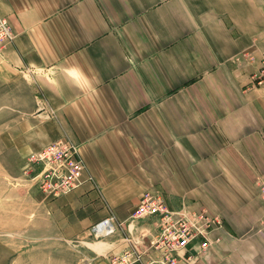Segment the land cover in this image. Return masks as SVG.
Wrapping results in <instances>:
<instances>
[{
  "label": "crops",
  "instance_id": "crops-1",
  "mask_svg": "<svg viewBox=\"0 0 264 264\" xmlns=\"http://www.w3.org/2000/svg\"><path fill=\"white\" fill-rule=\"evenodd\" d=\"M0 14L14 32L2 66L40 103L6 149L28 158L65 138L90 177L5 229L27 233L8 264L146 250L154 219L130 220L145 191L216 219L211 244L180 264H264V0H0ZM108 216L123 225L94 235Z\"/></svg>",
  "mask_w": 264,
  "mask_h": 264
},
{
  "label": "built area",
  "instance_id": "built-area-1",
  "mask_svg": "<svg viewBox=\"0 0 264 264\" xmlns=\"http://www.w3.org/2000/svg\"><path fill=\"white\" fill-rule=\"evenodd\" d=\"M14 32L7 18L0 14V48L12 42ZM30 163L40 166L37 177L38 187L45 196L57 197L70 192L85 180V166L78 156L77 146L65 138L57 139L38 153L28 157ZM29 163V164H30ZM264 192V184L261 186ZM153 218L156 234L153 235L146 250L140 248L141 240L131 242V246L122 253L110 255V264H180L191 262L194 254L189 253L197 246V253L203 252L210 244V232L216 219L200 209L191 211L168 208L162 193L145 191L139 204L130 215L131 221ZM121 222L112 216L105 217L92 226L94 235L102 237L113 234ZM129 235L131 231L128 230ZM144 254L148 259L144 260Z\"/></svg>",
  "mask_w": 264,
  "mask_h": 264
},
{
  "label": "rangeland",
  "instance_id": "rangeland-1",
  "mask_svg": "<svg viewBox=\"0 0 264 264\" xmlns=\"http://www.w3.org/2000/svg\"><path fill=\"white\" fill-rule=\"evenodd\" d=\"M3 63L0 56V264H8L15 255V241L24 239L27 242V233L5 229H15L17 223L25 224L38 218L32 214H36L35 210L40 208L43 192L38 187L40 166L30 163L26 153L6 149L7 137L14 136L17 121L34 112L40 103L31 89L33 83L30 77L6 69ZM45 202L41 204L45 206ZM6 211L12 214H6ZM15 212H23L24 215L16 216ZM46 223L47 220L43 218L41 224ZM42 237L41 245L46 240V237ZM48 250L47 247H39L36 254H47ZM59 250L63 252L62 248ZM24 252L25 255L32 254L26 244Z\"/></svg>",
  "mask_w": 264,
  "mask_h": 264
}]
</instances>
